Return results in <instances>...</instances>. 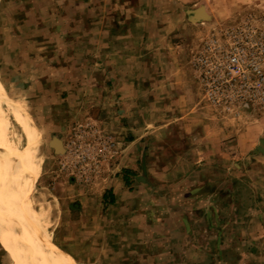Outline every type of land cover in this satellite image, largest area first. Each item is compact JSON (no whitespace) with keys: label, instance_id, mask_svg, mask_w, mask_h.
Here are the masks:
<instances>
[{"label":"rangeland","instance_id":"1","mask_svg":"<svg viewBox=\"0 0 264 264\" xmlns=\"http://www.w3.org/2000/svg\"><path fill=\"white\" fill-rule=\"evenodd\" d=\"M111 1L53 0L51 42L32 11L50 0H0V83L24 118L0 105V183L25 126L41 151L0 264H264V0ZM132 154L125 204L70 215L74 260L51 241L54 185L96 189Z\"/></svg>","mask_w":264,"mask_h":264},{"label":"crops","instance_id":"2","mask_svg":"<svg viewBox=\"0 0 264 264\" xmlns=\"http://www.w3.org/2000/svg\"><path fill=\"white\" fill-rule=\"evenodd\" d=\"M70 1H72V4L74 3V0ZM50 2L51 3L48 6H37L32 11L35 12V25L38 27H42V29L44 28L45 32H47L48 34L50 33V36L48 35L50 37V41L56 42L59 40L58 38L60 28H63L65 24L63 22L64 20H60L58 14L59 10L56 3L54 4L53 0H50ZM92 2L96 3V0H88V4ZM96 4H98L99 10L101 11L111 9L113 5L111 0H98ZM70 9H72L71 6ZM105 25H107L106 20ZM126 156H122V159H126ZM134 158L135 155L132 154V156L128 158L130 159L128 163L121 164L120 173L110 178L108 182H106V184H104L103 186L98 185V188L96 189H88L87 187L80 186L77 183L71 181H67L68 183L66 181H60L56 182V184L54 185L55 196L58 199L59 203H66V208L63 209V212L61 211V218H63L62 215H66L65 218L68 219H65V223L60 222V224L56 226V230L53 235L54 237L53 239H51V241L60 250L72 256L73 259L75 258L74 260H76V257H74V255L71 253L74 249L72 242L64 241L63 239L66 231L64 226L69 225V222L71 226L74 225V222L71 221L70 215L78 214L83 216L81 217L84 218V220H81V226L86 225L90 227L92 226V223L99 219V217L101 216L99 212H101L105 208V206H108L107 208L110 209L117 205L125 204L124 198L128 195L129 191L127 190L126 183L123 179V174L127 170L128 172H130V174L128 173L130 177L135 176L134 171L136 170V164L133 162ZM61 187H65L67 189H70L71 191L67 194L60 193ZM47 251H49V249Z\"/></svg>","mask_w":264,"mask_h":264},{"label":"bare ground","instance_id":"3","mask_svg":"<svg viewBox=\"0 0 264 264\" xmlns=\"http://www.w3.org/2000/svg\"><path fill=\"white\" fill-rule=\"evenodd\" d=\"M202 12L200 9H197L190 13V15L195 19L202 15ZM0 105L15 118L24 122L21 112L4 91L1 83ZM24 142L25 148L19 168L14 174L5 179L4 182L0 183V217L7 213L14 204L25 199L33 187L32 181L39 168L41 151L36 133L26 126Z\"/></svg>","mask_w":264,"mask_h":264},{"label":"trees","instance_id":"4","mask_svg":"<svg viewBox=\"0 0 264 264\" xmlns=\"http://www.w3.org/2000/svg\"><path fill=\"white\" fill-rule=\"evenodd\" d=\"M125 172H128V171L126 170ZM123 179H124L125 183L128 184L129 179L127 176H125V173H124Z\"/></svg>","mask_w":264,"mask_h":264},{"label":"water","instance_id":"5","mask_svg":"<svg viewBox=\"0 0 264 264\" xmlns=\"http://www.w3.org/2000/svg\"><path fill=\"white\" fill-rule=\"evenodd\" d=\"M57 148V147H56Z\"/></svg>","mask_w":264,"mask_h":264}]
</instances>
